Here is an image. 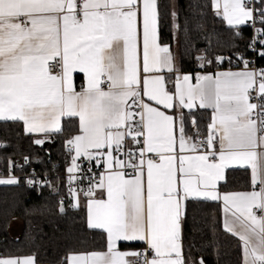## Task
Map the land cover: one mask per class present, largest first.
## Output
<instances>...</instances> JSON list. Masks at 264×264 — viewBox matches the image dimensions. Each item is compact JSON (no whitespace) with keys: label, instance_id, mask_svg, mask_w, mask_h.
Here are the masks:
<instances>
[{"label":"snow or ice","instance_id":"snow-or-ice-1","mask_svg":"<svg viewBox=\"0 0 264 264\" xmlns=\"http://www.w3.org/2000/svg\"><path fill=\"white\" fill-rule=\"evenodd\" d=\"M188 12L159 0H0V121L22 123L45 152L63 135L65 149L64 176L38 173L33 153L9 157L0 185L49 189L57 215L86 212L69 239L99 240L58 264H206L186 226L191 212L198 231L209 201L238 239L237 264H264V0H189ZM215 18L228 26L217 40L227 58L211 51ZM237 166L250 190H225ZM0 264L38 259L0 252Z\"/></svg>","mask_w":264,"mask_h":264},{"label":"trees","instance_id":"trees-1","mask_svg":"<svg viewBox=\"0 0 264 264\" xmlns=\"http://www.w3.org/2000/svg\"><path fill=\"white\" fill-rule=\"evenodd\" d=\"M174 1L179 6L181 18L189 15V0ZM159 3L161 10L165 11L167 6L173 2L172 0H159ZM215 27L221 35L212 38L211 51L215 55H223L227 58L231 55V50L224 43H217V40L228 41V26L222 23V18H215ZM242 27L245 35H248L250 30L245 26ZM162 32L166 37V42H171L169 21L162 25ZM192 39L199 48L206 47V41L197 34L193 33ZM177 55H182V49L178 45ZM183 59L186 65L191 64L187 56H184ZM257 63H264V61ZM224 68H228L227 59H225ZM76 83L79 85V80ZM63 139L64 136L61 135L54 137L51 143L46 142L43 146L44 149H47L45 152L40 150V146L31 143L29 135L24 134L21 123L0 122V142L10 145L6 149H0L2 173H6L9 157L14 161H19L23 155L35 153L38 159L33 161L32 166L36 171L44 173L46 170L52 169L55 164H59L60 167L56 171L61 174L65 169ZM247 175L242 169L228 170L226 172L227 188L225 190H249ZM63 194L66 195V192ZM83 215L86 214L73 212L70 217L57 215V198L52 196L47 188L35 192L23 185L20 187L0 185V252L14 254L35 252L38 264H58L60 258L65 255L69 248L78 250L97 248L98 238L93 240L87 233H85L87 239L84 244H78L69 239L70 235H79ZM13 220H20L22 223L19 236H10L9 234L8 229ZM195 221L198 231L193 233V219L190 212L186 235L189 238L195 236L197 247L203 245L206 264H237L239 259L238 239L224 232L221 223L220 204L209 201L198 205ZM33 237L35 238L34 241ZM129 247L133 249L138 245L132 243Z\"/></svg>","mask_w":264,"mask_h":264},{"label":"crops","instance_id":"crops-1","mask_svg":"<svg viewBox=\"0 0 264 264\" xmlns=\"http://www.w3.org/2000/svg\"><path fill=\"white\" fill-rule=\"evenodd\" d=\"M172 2H175L174 0H172ZM172 48H173V51L177 54V45L176 44H173L172 45ZM227 69V68H225ZM0 122H3V121H0ZM22 124V123H21ZM234 169H241L239 168L238 166L237 167H234V168H231V169H227L226 172L228 170H234ZM244 170V169H242ZM223 183V182H221ZM5 186V185H4ZM250 190V189H249ZM246 191V190H245ZM86 214V212H85ZM222 220H223V216H222V212H221V223H222ZM21 227H22V223L20 220H13L11 223H10V226H9V234L10 236H19L20 234V230H21ZM230 235V234H229ZM133 244H136L138 245V247H134L133 249H139V248H142L143 245H142V242H132ZM131 243V244H132ZM132 249V248H131Z\"/></svg>","mask_w":264,"mask_h":264},{"label":"built area","instance_id":"built-area-1","mask_svg":"<svg viewBox=\"0 0 264 264\" xmlns=\"http://www.w3.org/2000/svg\"><path fill=\"white\" fill-rule=\"evenodd\" d=\"M19 162H23L22 161V158L21 159H19ZM55 166V168L56 169H58L60 166H59V164H55L54 165ZM32 168H34L33 166H32ZM32 168H29L28 169V171H31L32 170ZM35 169V168H34ZM38 172V171H37ZM39 173V172H38ZM7 174V172L5 173V174H3L2 173V170L0 169V177H3V176H5ZM18 174V173H17ZM41 174H43V173H41ZM50 174V173H49ZM51 175V174H50ZM61 176H64L65 175V171L64 172H62L61 174H60ZM26 187V186H25ZM27 188V187H26ZM27 189H29V188H27ZM29 190H34L35 192H40L42 189H40V190H37L36 188H32V189H29ZM140 249V248H139Z\"/></svg>","mask_w":264,"mask_h":264}]
</instances>
